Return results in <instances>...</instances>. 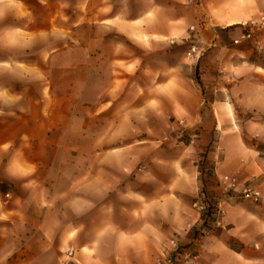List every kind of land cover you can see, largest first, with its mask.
Wrapping results in <instances>:
<instances>
[{
  "label": "crops",
  "instance_id": "obj_1",
  "mask_svg": "<svg viewBox=\"0 0 264 264\" xmlns=\"http://www.w3.org/2000/svg\"><path fill=\"white\" fill-rule=\"evenodd\" d=\"M141 11L115 27L142 53L119 55L105 93L115 116L99 139L112 148L72 167L58 194L53 23L0 0V264L164 263L171 241L202 225L200 158L222 212L195 263L264 264V204L238 194L264 196V0H149ZM178 124L190 143H162Z\"/></svg>",
  "mask_w": 264,
  "mask_h": 264
},
{
  "label": "rangeland",
  "instance_id": "obj_2",
  "mask_svg": "<svg viewBox=\"0 0 264 264\" xmlns=\"http://www.w3.org/2000/svg\"><path fill=\"white\" fill-rule=\"evenodd\" d=\"M19 1L32 9L34 18L41 15L42 19H51L52 31L56 34L53 45L58 49L50 64V78L57 96L56 190L58 194H64L67 184L76 178L77 173L72 167L86 163L94 165L96 150L112 148L111 144L104 145L99 139L100 133L110 123L109 120L115 116L113 105L108 104L111 100L105 93L118 77L114 70L117 68L116 59L119 55L140 57L142 53L129 43L125 35L117 32L115 27L126 26L130 20L136 19L149 0H49L47 9L41 10L33 4V0ZM42 6L41 4V8H45ZM44 29L42 26L30 30ZM42 68L48 66L42 64ZM258 73L262 74L261 71ZM194 84H202L197 70ZM247 126L240 125L243 132L247 131ZM183 127L178 124L174 129L168 128L160 138L162 143L189 144L191 137L185 134ZM198 166L202 172L198 207L201 215H204V221L210 222L209 226L212 227L216 224L209 221L208 213L215 203L207 190L211 182L208 174L211 165L200 158ZM210 227L204 229L202 221L201 227L185 243L186 247L194 242L198 233L204 235Z\"/></svg>",
  "mask_w": 264,
  "mask_h": 264
},
{
  "label": "built area",
  "instance_id": "obj_3",
  "mask_svg": "<svg viewBox=\"0 0 264 264\" xmlns=\"http://www.w3.org/2000/svg\"><path fill=\"white\" fill-rule=\"evenodd\" d=\"M249 33L245 35V37H249ZM239 196L243 199L250 200L252 202H260L264 204V196H261L258 191L254 190L250 186H244L239 191ZM215 210V221L214 223H218V217L221 214V209L217 204L214 205ZM203 233H198V237L194 240V242L186 247L185 244L181 242L175 241L174 239L171 241L172 250L166 256V260L161 264H196L195 263V254H194V246L200 240Z\"/></svg>",
  "mask_w": 264,
  "mask_h": 264
},
{
  "label": "trees",
  "instance_id": "obj_4",
  "mask_svg": "<svg viewBox=\"0 0 264 264\" xmlns=\"http://www.w3.org/2000/svg\"><path fill=\"white\" fill-rule=\"evenodd\" d=\"M210 209H211V210H210V212L208 213V214L210 215L209 221L214 222V221H215V215H214V214H215V210H216V209H215L213 206H211ZM201 219H202V221H203V228H204V229H205V228L208 229V228L210 227V226H209V225H210V222H208V221H204V220H205L204 215H203V216L201 215ZM194 233H196V230H193V234H194Z\"/></svg>",
  "mask_w": 264,
  "mask_h": 264
}]
</instances>
